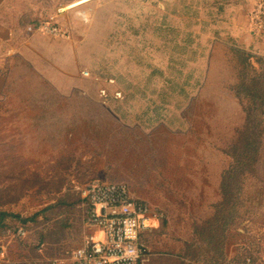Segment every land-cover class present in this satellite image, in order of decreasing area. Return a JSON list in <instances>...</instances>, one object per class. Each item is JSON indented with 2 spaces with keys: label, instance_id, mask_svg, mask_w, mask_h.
Instances as JSON below:
<instances>
[{
  "label": "rangeland",
  "instance_id": "374dc122",
  "mask_svg": "<svg viewBox=\"0 0 264 264\" xmlns=\"http://www.w3.org/2000/svg\"><path fill=\"white\" fill-rule=\"evenodd\" d=\"M142 1L42 0L50 23L67 36L44 35V42L58 44H53L58 58L51 66L44 64L41 78L29 73L26 81L16 76L0 91V207L7 202L2 209L27 218L63 196L78 201L74 210L81 232L71 253L92 235L82 190L93 182L123 185L154 216L151 229L156 227L159 234L151 238L153 251L162 261L151 264H202L181 262L178 254L186 243L201 248L194 229L211 219L213 206L221 199L222 173L235 164L223 151L241 130L247 104L230 91L237 81L234 54L260 59L255 68L264 73V0H242L235 7L222 6V11L212 0H186L204 12L202 23L190 29L198 58L194 75H200L202 83L187 100L177 94L164 96L162 84L147 82L151 68L165 70L172 45L150 31L146 42L135 40L136 17L147 16L137 6L151 8L155 2ZM173 2L160 0L159 15ZM155 19L150 17L149 23ZM117 23L132 28L114 26ZM158 46L163 52L156 50ZM106 64L103 75L126 82L113 79L108 85L109 79L94 78V71ZM255 171L254 180L261 185L251 180L252 202L245 221L228 235L226 264L244 258L264 264V165ZM15 238L0 240V264H50L68 255L30 256V262H20Z\"/></svg>",
  "mask_w": 264,
  "mask_h": 264
},
{
  "label": "trees",
  "instance_id": "16d2710c",
  "mask_svg": "<svg viewBox=\"0 0 264 264\" xmlns=\"http://www.w3.org/2000/svg\"><path fill=\"white\" fill-rule=\"evenodd\" d=\"M145 1L147 0L142 2ZM159 2L160 0H155L151 4V8L144 4L137 6L142 12L146 11L147 16L143 19L144 15L141 13L136 17L135 40L139 43L146 42L145 38L150 31L153 35L163 37L165 42L172 45V52L166 58L165 70L151 68L147 82L162 84L165 89L162 94L164 96L177 94L183 100H187L189 95L198 89L202 83L201 76L194 75L198 70L194 66L198 58L196 50L191 47L195 36L190 29L202 23L201 18L204 16V12L201 8L186 4V0H174L171 8L168 6L163 10L165 14L160 16L159 10H162V7L159 6ZM241 2L242 0H212L211 4L216 6V10L222 11V6L235 7ZM210 15L213 16L214 14L210 11ZM150 17L156 18L151 24L149 23ZM159 21L160 25L157 26ZM50 22L49 18L43 24H52ZM43 24L30 26L31 31H37ZM179 24L182 25V28L176 27ZM114 26L132 28L127 23H117ZM148 43H150V48H155L152 42ZM156 50L163 52L160 46ZM234 55L238 68L237 81L230 88V91L233 92L237 100L247 104L241 130L237 132L231 146L223 151L235 164L231 163L222 173L219 184L221 199L213 206L211 219L206 221L201 228L194 229L196 241L201 245V248L197 247L194 242L186 243L183 253L178 254L181 262L226 264L223 253L228 235L235 231L236 226L245 221L244 216L247 214V207L252 202L251 180L255 178V168L264 165V155L262 158L260 157L261 148L264 147L262 142L264 137V73L259 68H255V64L260 63V59L239 52ZM107 65H101L97 68L94 71V76H96L94 78L99 80L112 79V81L114 79L116 83L120 80L126 82L122 77L103 75L102 72L109 67ZM184 69L187 71L183 73L182 70ZM127 86L129 90H134L132 85L127 84ZM133 96V94L128 95L126 101ZM161 101L163 102L162 98ZM252 166L254 168L249 175L248 170L250 171ZM255 182L258 186L261 185V181L255 179ZM72 199L63 196L58 201H54L55 203L47 205L44 209L27 218L10 212L6 208L2 209L4 205L9 204L5 202L0 207V240H7L16 235L19 230L24 233V237L26 235L25 238L16 237L14 242L16 257L20 262L22 259L25 262L29 261L30 256H32L31 259L42 257L54 259L68 254L81 232L80 218L75 219L74 210L78 201L72 203ZM200 237L204 238L203 241L206 246L200 241ZM142 244L144 245L143 241ZM144 247L146 248V245ZM200 257L204 259H200ZM208 258L215 260L210 261L211 259ZM246 260H250L251 264H262L250 258L234 261L236 262L234 264H245ZM22 264L25 263L22 262Z\"/></svg>",
  "mask_w": 264,
  "mask_h": 264
},
{
  "label": "built area",
  "instance_id": "2783aa9c",
  "mask_svg": "<svg viewBox=\"0 0 264 264\" xmlns=\"http://www.w3.org/2000/svg\"><path fill=\"white\" fill-rule=\"evenodd\" d=\"M37 31L53 38L67 36L55 24L42 25ZM83 75L89 77L87 73ZM105 83L114 84L112 80ZM99 94L106 97L104 90ZM114 96L119 98L120 94L116 92ZM81 198L89 209L86 226L92 235L70 253L68 262L51 264H145L148 250L142 241L154 220L149 208L119 184L93 182L82 190ZM245 264H251L250 260Z\"/></svg>",
  "mask_w": 264,
  "mask_h": 264
},
{
  "label": "crops",
  "instance_id": "0c3cea01",
  "mask_svg": "<svg viewBox=\"0 0 264 264\" xmlns=\"http://www.w3.org/2000/svg\"><path fill=\"white\" fill-rule=\"evenodd\" d=\"M42 4V0H0V91L5 90L8 83L13 82L16 76H20L26 81H29V73L36 79L41 78L43 74L40 70L44 64L51 66L49 63L58 58V53L54 52L53 44L58 45L54 42L55 40L47 39L52 44L46 43L44 42L46 41L45 34L28 30L30 26L41 25L50 18ZM23 67L27 71H23L21 69ZM30 68L31 71H29ZM91 80L94 84L99 85L96 82L99 80L94 78ZM155 229L156 227L149 230L143 238V243L148 250L145 264L162 261L156 260L155 247L152 244L154 240L151 238L154 239V236L159 234ZM15 237H24V233L19 230L16 235L10 238L14 239ZM69 255L70 253L64 260L48 262L50 264L55 261L68 262Z\"/></svg>",
  "mask_w": 264,
  "mask_h": 264
},
{
  "label": "bare ground",
  "instance_id": "6f19581e",
  "mask_svg": "<svg viewBox=\"0 0 264 264\" xmlns=\"http://www.w3.org/2000/svg\"><path fill=\"white\" fill-rule=\"evenodd\" d=\"M80 4H81V3H79V4L75 5L74 7H76V6L80 5Z\"/></svg>",
  "mask_w": 264,
  "mask_h": 264
}]
</instances>
